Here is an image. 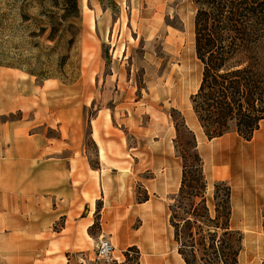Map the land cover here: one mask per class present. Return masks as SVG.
Listing matches in <instances>:
<instances>
[{"label":"rangeland","instance_id":"obj_1","mask_svg":"<svg viewBox=\"0 0 264 264\" xmlns=\"http://www.w3.org/2000/svg\"><path fill=\"white\" fill-rule=\"evenodd\" d=\"M193 17L191 0H0V112L9 108V95L23 93L27 100L24 112L0 113V123L23 118L31 136L51 139L60 133L63 156L76 150L72 191L76 186L78 225L72 249L79 264H102L96 255L100 236L114 247V264H147L162 257L185 264L169 224V207L179 206L173 197L188 131L203 161L204 205L211 217L215 183L231 188L252 170L241 156L249 141L234 132L208 140L192 111L190 97L201 77ZM34 163L10 156L9 169L0 166L4 184L37 181ZM105 183L110 194L119 196L116 203L97 202ZM151 193L153 202L141 205ZM34 199V205L25 196L0 208L1 215L13 211L14 221L24 222L13 228L9 219L0 223V264H43L56 249L45 252L38 239L44 209L37 192ZM74 205L64 204L61 213ZM188 205L184 201L175 211L185 218L180 208ZM202 205L194 200V207ZM90 207L96 211L89 213ZM103 207L109 222L106 227L102 220L105 233L98 214ZM87 215L93 221L89 229L82 222ZM64 218L50 231L64 227ZM231 230L227 242L240 249L239 255L243 235ZM206 249L196 248V263L220 264L209 261L214 255ZM247 257L252 264L264 261L253 243Z\"/></svg>","mask_w":264,"mask_h":264},{"label":"trees","instance_id":"obj_2","mask_svg":"<svg viewBox=\"0 0 264 264\" xmlns=\"http://www.w3.org/2000/svg\"><path fill=\"white\" fill-rule=\"evenodd\" d=\"M191 3L195 56L201 65L198 89L190 97L192 111L208 140L234 132L250 141L264 120V0ZM175 130L178 138L179 127ZM188 134L181 155L180 186L173 197L179 206L169 207L177 252L185 264H197L194 251L198 246L207 250L208 245L214 255L209 261L235 264L240 249L227 242L234 234L230 227L231 188L225 182L215 183V216L211 217L204 205L207 180L203 161L195 138ZM196 199L203 203L201 207H194ZM184 201L189 205L180 208L186 215L182 218L175 208ZM218 230L222 239L216 241Z\"/></svg>","mask_w":264,"mask_h":264},{"label":"crops","instance_id":"obj_3","mask_svg":"<svg viewBox=\"0 0 264 264\" xmlns=\"http://www.w3.org/2000/svg\"><path fill=\"white\" fill-rule=\"evenodd\" d=\"M18 90L20 92L24 91L22 87ZM26 91H29V86H27ZM26 102L27 100L24 99L23 93L9 95V108L0 113L24 112L27 109L25 106L27 105ZM28 130L29 127L23 118L0 123V166L5 165L9 169V157L15 156L19 162H23L24 159H31L37 166L34 170L38 171L37 181L22 179L14 185L9 183V180H6V184H4L0 174V208H3L5 203L13 204L18 202L25 196L29 197V202L34 205V193L37 192L39 198H42L39 201L44 209L40 213L41 225L44 230L39 232L40 236H38V239L43 241V250L45 252L56 248L55 252L53 251L50 256L51 258L43 259V264H79L77 257L73 255L72 249L77 240L78 225L76 186L74 191H72V183L76 181V178L75 181L72 180V170H75L73 174L76 177L78 167L76 150L72 152V148H70V156H63L60 133H58V137L46 139L40 135H29ZM249 147L252 150L246 151ZM101 154L99 151V159H101ZM241 156L252 167V170L245 174L246 179L242 183H232L230 227H233L243 235V250L238 255V264H252L249 263L251 258L247 257V250L251 243H253L255 253H260L262 260H264V120L259 123V128L249 141V145L242 149ZM28 169L30 170V168ZM68 174L69 177L67 176ZM180 180L181 174H178V185ZM107 186L109 185L105 183V189L102 187V194H100L97 202L105 203V205L108 201L116 203L119 201V196L116 193L110 194ZM21 188H24L23 193L19 192ZM152 198L155 197L151 193L148 200L142 202L141 205L153 202ZM73 201L75 202L74 207L69 208L68 212L61 213L63 205L72 204ZM105 208L103 207L98 213L101 216L100 227L102 233H105L102 220L105 218L107 223V211L104 213ZM93 211L95 212L96 210H93V208L91 210L90 207L89 213H94ZM62 217H65L64 227H61L57 232L50 231L51 225ZM16 218L15 213L9 211V215L3 216L0 214V223L3 225L2 222L9 219V227L12 228L17 227L19 224H24V222L14 221ZM146 218L150 221L151 215ZM82 222L86 223V229L91 228L93 224L89 215ZM4 223L8 224L7 222ZM108 225L109 222L105 224L106 227ZM147 264L180 263L174 258L162 257L150 259Z\"/></svg>","mask_w":264,"mask_h":264},{"label":"built area","instance_id":"obj_4","mask_svg":"<svg viewBox=\"0 0 264 264\" xmlns=\"http://www.w3.org/2000/svg\"><path fill=\"white\" fill-rule=\"evenodd\" d=\"M113 251L114 247L110 240L100 236L96 244L97 260L102 264H114Z\"/></svg>","mask_w":264,"mask_h":264}]
</instances>
